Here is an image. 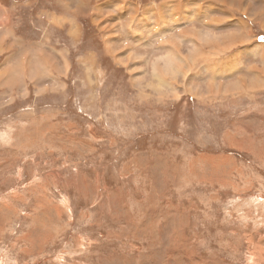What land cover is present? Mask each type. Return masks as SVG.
<instances>
[{
  "label": "rangeland",
  "instance_id": "374dc122",
  "mask_svg": "<svg viewBox=\"0 0 264 264\" xmlns=\"http://www.w3.org/2000/svg\"><path fill=\"white\" fill-rule=\"evenodd\" d=\"M261 37L264 0H0V264H264Z\"/></svg>",
  "mask_w": 264,
  "mask_h": 264
},
{
  "label": "bare ground",
  "instance_id": "6f19581e",
  "mask_svg": "<svg viewBox=\"0 0 264 264\" xmlns=\"http://www.w3.org/2000/svg\"><path fill=\"white\" fill-rule=\"evenodd\" d=\"M172 15V14H171ZM182 18V17H181ZM161 19H163V18H161ZM182 23H186V20H183V22ZM162 24V23H161ZM164 24V23H163ZM162 24V25H163ZM180 25V24H179ZM185 33V32H184ZM189 33H185V35H182V34H180L179 35V37L178 38H180V39H182V38H185V37H189V35H188ZM188 41H189V39H188ZM174 45H176L175 43H174ZM177 46V45H176ZM201 46V45H200ZM197 47V46H196ZM171 48V47H170ZM179 48V47H178ZM217 49H220V50H226V47H224V46H220V45H218L217 46ZM179 50V49H178ZM203 52V51H202ZM177 49H174L173 50V55H176L177 56ZM200 56H201V54H200V52L198 51L197 53H195L194 55H193V57H192V62H196V61H198L199 60V58H200ZM180 58V57H179ZM190 58V57H189ZM211 58V57H210ZM180 60V59H179ZM182 60V59H181ZM194 60V61H193ZM159 61V60H158ZM184 61H187V57H185V60ZM236 61H239L238 59L236 60ZM164 62V61H163ZM157 63V62H156ZM162 62L161 61H159L158 62V64H161ZM197 63V62H196ZM224 63V62H223ZM226 63V62H225ZM228 63H229V61H228ZM164 65H162V67H163ZM229 67V66H228ZM166 68V67H165ZM202 68V67H201ZM231 68V67H230ZM180 69V65L178 66V70ZM163 70H165V69H163ZM154 72H153V74L155 75V77L157 76L158 77V79H159V81H165V77H164V75H163V71H161V69L159 68V66H157L156 64L154 65V70H153ZM232 71V70H231ZM260 71V70H259ZM166 72V71H165ZM164 72V73H165ZM166 74V73H165ZM167 75V74H166ZM225 76V75H224ZM222 77H223V75H222ZM170 85H173V83H170Z\"/></svg>",
  "mask_w": 264,
  "mask_h": 264
},
{
  "label": "snow or ice",
  "instance_id": "6c2138e0",
  "mask_svg": "<svg viewBox=\"0 0 264 264\" xmlns=\"http://www.w3.org/2000/svg\"><path fill=\"white\" fill-rule=\"evenodd\" d=\"M260 39H261V40H264V37H261Z\"/></svg>",
  "mask_w": 264,
  "mask_h": 264
}]
</instances>
